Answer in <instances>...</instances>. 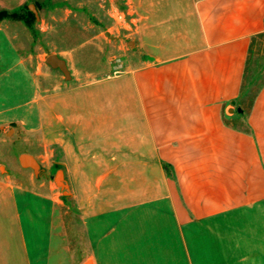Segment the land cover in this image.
<instances>
[{
    "label": "crops",
    "instance_id": "obj_1",
    "mask_svg": "<svg viewBox=\"0 0 264 264\" xmlns=\"http://www.w3.org/2000/svg\"><path fill=\"white\" fill-rule=\"evenodd\" d=\"M125 4L139 58L87 81L20 52L0 21V129L50 152L0 173V264L69 256L58 167L81 264H264V87L243 115L233 104L264 0Z\"/></svg>",
    "mask_w": 264,
    "mask_h": 264
},
{
    "label": "rangeland",
    "instance_id": "obj_2",
    "mask_svg": "<svg viewBox=\"0 0 264 264\" xmlns=\"http://www.w3.org/2000/svg\"><path fill=\"white\" fill-rule=\"evenodd\" d=\"M126 8L125 0H28L22 12L23 18H8L9 31L20 52L39 55L42 61L49 54H57L68 60L66 65L70 72L80 81H87L125 70L130 62L139 58L132 52V31ZM26 10L33 14L29 23L24 20ZM263 87L264 30L250 41L240 89L233 100L234 107L250 111ZM234 123L239 128L244 127V119H235ZM19 151H40L45 156L50 153L49 147L37 136L19 130L6 132L0 129V173L18 167L16 155ZM59 154L58 149H53L54 156ZM57 191L62 200L64 235L69 247V256L60 264H81L86 254L82 245L81 222L70 198H67L69 190L63 192L58 188ZM59 239L55 236L54 243ZM60 253L64 251L52 254L51 262H47V253L46 262L42 263L57 264L53 259L61 256Z\"/></svg>",
    "mask_w": 264,
    "mask_h": 264
},
{
    "label": "water",
    "instance_id": "obj_3",
    "mask_svg": "<svg viewBox=\"0 0 264 264\" xmlns=\"http://www.w3.org/2000/svg\"><path fill=\"white\" fill-rule=\"evenodd\" d=\"M45 62L46 64H48L50 67L55 68V69H59L65 76V78H70V71L66 65V62L63 58H61L60 56H58L57 54H49L46 58H45ZM19 161L21 163L22 166L25 167H31L33 169H37L38 165L37 162L32 158V156L28 155V154H21L19 156ZM59 173L62 174L61 170L57 171L56 174V183L59 185L60 188L63 189L64 192H66L65 190L67 189V185L66 183L63 181V178L61 176V178H58ZM90 262L87 261L84 264H89Z\"/></svg>",
    "mask_w": 264,
    "mask_h": 264
},
{
    "label": "trees",
    "instance_id": "obj_4",
    "mask_svg": "<svg viewBox=\"0 0 264 264\" xmlns=\"http://www.w3.org/2000/svg\"><path fill=\"white\" fill-rule=\"evenodd\" d=\"M25 8H26V4L23 5L22 7L18 8V9H15V10H7V9L2 8L0 6V20L8 19V18H10V19L23 18L22 12L25 10ZM32 18H33L32 12L26 10V17H24L25 22H27V23L31 22ZM239 113H240V115H243L244 110L242 108H240Z\"/></svg>",
    "mask_w": 264,
    "mask_h": 264
},
{
    "label": "bare ground",
    "instance_id": "obj_5",
    "mask_svg": "<svg viewBox=\"0 0 264 264\" xmlns=\"http://www.w3.org/2000/svg\"><path fill=\"white\" fill-rule=\"evenodd\" d=\"M61 177V173H59V175H58V178H60ZM90 264V263H89Z\"/></svg>",
    "mask_w": 264,
    "mask_h": 264
}]
</instances>
